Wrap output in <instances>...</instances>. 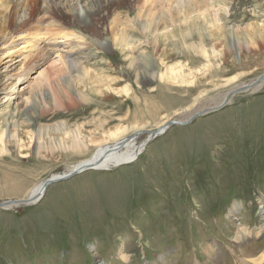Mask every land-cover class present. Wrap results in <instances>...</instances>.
<instances>
[{"label":"rangeland","instance_id":"rangeland-1","mask_svg":"<svg viewBox=\"0 0 264 264\" xmlns=\"http://www.w3.org/2000/svg\"><path fill=\"white\" fill-rule=\"evenodd\" d=\"M188 1L195 2L174 9L165 0L162 10L154 8L168 29L178 27L155 43L140 29L132 32L141 55L124 49V41L105 51L62 45L65 38L45 33L50 18L41 14L32 24L44 33L40 47L51 53L31 81L12 87L23 68L5 69L2 60L0 204L25 200L34 186L70 173L99 145L112 143L109 134L139 133L134 141L144 145L130 163L85 170L49 185L35 202L0 207V264H257L240 251L237 226L252 233L258 258L264 80L255 83L264 78V0L182 2ZM0 2V14L9 12ZM110 13L104 30L116 27ZM15 16L20 22L27 10ZM61 25L68 33L77 29ZM10 42L0 44V55ZM64 51L77 68L59 64ZM230 90L228 103L202 112L220 106ZM200 112L186 126L149 134ZM76 137L83 146L74 147ZM234 204L239 209L229 217ZM212 243L217 258L207 253Z\"/></svg>","mask_w":264,"mask_h":264},{"label":"bare ground","instance_id":"bare-ground-1","mask_svg":"<svg viewBox=\"0 0 264 264\" xmlns=\"http://www.w3.org/2000/svg\"><path fill=\"white\" fill-rule=\"evenodd\" d=\"M82 1H84V3ZM164 1L165 0H5V3L7 2L10 6V11L0 14V44H5V42L10 39L11 42L8 45H3L2 48L9 45L11 46L7 47V49L2 52V55H0V64L4 58H6V61H4L5 69H14L17 63H21L20 66L23 70H20V73H17V77L14 78L16 79V82L12 85V87L15 88L19 82L25 83L27 81H31L32 71L40 64L47 61L51 53V50H48L44 46H42V48L40 47V42H44L41 38L44 33H41L40 28L36 27L35 24H32L34 17L41 14H46L47 17L50 18V21L46 22L45 33H55L54 36L60 35L61 38H65L67 41L62 43V45L67 43L81 44L77 47L78 51L87 49L88 46L96 50L105 51L110 49V47H112V49L117 47L118 41H124L123 45L126 46L124 49H127L128 45L130 50H138V54H144L142 49H140V44H137V40L131 38L133 36L130 35H132L134 30L140 29L142 33L147 34V37L151 36V39L155 43L160 36L172 33V28L168 29V24L163 22V19L160 17L162 12L160 11L159 14H154V8L156 10H162ZM167 1V5L174 9L183 4L195 2H182L183 0ZM121 5H124L125 7L127 6L126 10L121 13L116 12L114 9H118ZM18 9L27 10V16L20 22L15 16ZM166 10L167 9H164V11ZM131 11H134L132 14L133 16L131 15ZM109 12H111L110 15L114 14L113 23L116 24V27L110 25L108 30H104L103 24L107 20V14ZM74 23L77 25H75L77 29L70 31L71 33L62 30L63 26L61 24L72 27ZM172 25H174L173 29H178L177 25L174 23ZM78 26L81 28L79 29ZM12 28H14V30ZM185 35L189 36L190 39L189 32H186ZM8 36H10V38H8ZM184 42L187 43L185 37ZM118 48L121 47L119 46ZM72 49L73 48H70L69 50L72 51ZM37 50L39 51L37 53L34 52L35 55H26L29 51ZM64 53L66 55H60L59 64L69 66L71 68H77L79 66V63L77 64V60L74 57L67 58L70 51H64ZM35 56H37L38 59H36ZM42 76H44V74H40L37 79ZM263 80L264 78L261 79L259 83ZM229 93L231 92L227 93L226 98H224L220 105H224L229 102V99L232 98ZM226 99L227 101L225 102ZM160 125L162 126L163 124L161 123ZM137 131L139 130H135L133 133H136ZM154 131L155 130L149 131V134ZM131 134L132 133L129 135ZM137 134L139 133L131 135L130 137L128 134L121 132L117 134H109V138L112 136V143L99 145L90 157L82 159L73 165L70 169V173L63 176L55 175L52 178H60V181L66 180L68 175L76 170L79 171L82 167L88 165L94 170H107L123 163H130L140 153V150L144 145L142 144L138 146L137 143H135V138L133 137ZM83 141L84 140L82 138L79 140V138L76 137L72 143L76 148L77 144L83 146ZM81 172L82 171H79L77 174ZM47 187L48 186L44 187L42 183L34 186L29 191L26 198H32V201L35 202L39 197H41ZM4 206L5 205H0V207ZM238 209V205L234 204L230 209L228 216L232 217ZM237 229V243L238 246L241 247L240 251L249 261L258 264L264 259V252L261 253L258 258H253L252 247L249 244L252 233L248 231L246 227L243 228L239 225L237 226ZM261 233H264V224L260 226L255 234ZM206 250L208 254L215 256L218 251L217 244L212 243ZM120 258L122 260H127L128 255L120 252ZM215 258L217 257L215 256Z\"/></svg>","mask_w":264,"mask_h":264},{"label":"water","instance_id":"water-1","mask_svg":"<svg viewBox=\"0 0 264 264\" xmlns=\"http://www.w3.org/2000/svg\"><path fill=\"white\" fill-rule=\"evenodd\" d=\"M261 79L262 78H259L257 81H256V83L255 84H257V83H259L260 81H261ZM245 88L246 87H242V88H240V90H245ZM239 89H238V91H240ZM234 93V91H232L231 93H229V94H233ZM227 101V99L225 100V102ZM224 102V103H225ZM225 105V104H224ZM223 106V104L222 105H220V106H218V107H215V108H210V109H207L206 111H202V112H208V110L209 111H213L214 109H216V108H220V107H222ZM202 112H200V113H195V114H193V116L191 117V118H189L188 120H185V121H179V120H172V121H170L167 125H164L163 127H161L160 129H157V130H155L153 133H151L150 135L152 136L151 138H153V137H156L157 135H159V134H162V133H164L169 127H171V126H173V125H182V126H186V125H188L189 123H191V121L195 118V117H197L199 114H201ZM148 142V141H147ZM88 169H92L91 168V166H84V167H82L79 171H85V170H88ZM78 170H76V171H74L73 173H71L70 175H68L67 176V179L68 178H70V177H72V176H74L75 174H77L78 172H79ZM60 181V178H49V179H47V180H45L44 182H43V185H44V187H46V186H49V185H51V184H53V183H57V182H59ZM33 199L32 198H28V199H25V200H16V201H8V202H6V203H1L0 205H12V204H17V203H28V202H31Z\"/></svg>","mask_w":264,"mask_h":264}]
</instances>
